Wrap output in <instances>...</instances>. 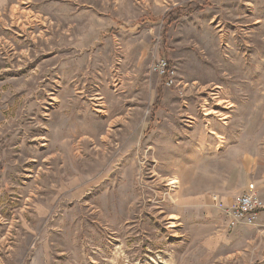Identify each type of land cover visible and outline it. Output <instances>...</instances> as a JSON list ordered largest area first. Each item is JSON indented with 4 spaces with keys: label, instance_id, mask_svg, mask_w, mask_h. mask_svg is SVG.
<instances>
[{
    "label": "rangeland",
    "instance_id": "obj_1",
    "mask_svg": "<svg viewBox=\"0 0 264 264\" xmlns=\"http://www.w3.org/2000/svg\"><path fill=\"white\" fill-rule=\"evenodd\" d=\"M1 4L0 264H264V0Z\"/></svg>",
    "mask_w": 264,
    "mask_h": 264
},
{
    "label": "built area",
    "instance_id": "obj_2",
    "mask_svg": "<svg viewBox=\"0 0 264 264\" xmlns=\"http://www.w3.org/2000/svg\"><path fill=\"white\" fill-rule=\"evenodd\" d=\"M225 214L230 228L240 224L254 225L264 216V203L256 195L245 194L239 197L234 206L226 208Z\"/></svg>",
    "mask_w": 264,
    "mask_h": 264
},
{
    "label": "bare ground",
    "instance_id": "obj_3",
    "mask_svg": "<svg viewBox=\"0 0 264 264\" xmlns=\"http://www.w3.org/2000/svg\"><path fill=\"white\" fill-rule=\"evenodd\" d=\"M86 50V49H85ZM229 57V56H228ZM93 58V57H92ZM231 59V58H230ZM75 69V68H74ZM92 69V68H91ZM71 70V69H70ZM86 74V73H85ZM84 75V74H83ZM227 75V74H226ZM64 78H65V76H64ZM109 96V95H108ZM98 99V98H97ZM100 99V98H99ZM95 100V99H94ZM100 101V100H99ZM94 105H98V104H94ZM103 106V105H102ZM99 107V106H98ZM98 110V109H97ZM96 110V111H97ZM109 110V109H108ZM89 111V110H88ZM103 112H105L104 110H103ZM210 114H212V113H210ZM193 118V117H192ZM191 119V118H190ZM205 138L203 137L202 138V140H204ZM205 141V140H204ZM202 143H204L203 141H201L200 140V143L198 144L199 145V148L198 149H196V152H193V154L192 155H190L189 156V159H190V161H194L193 163H194V167H190L189 166V168H191L190 169V171L191 172H193V173H195L194 171H196V174H200L199 172H200V168L205 164V162H204V159L206 160V163L208 162V158H206V148H204L203 146H202ZM204 145V144H203ZM193 165V164H192ZM206 165V164H205ZM187 165H184L183 166V168H184V170H185V172L188 174L189 173V168L188 167H186ZM174 172V171H173ZM182 172H183V170H182ZM204 177V176H203ZM176 182L175 181H172V183H171V185H174Z\"/></svg>",
    "mask_w": 264,
    "mask_h": 264
},
{
    "label": "crops",
    "instance_id": "obj_4",
    "mask_svg": "<svg viewBox=\"0 0 264 264\" xmlns=\"http://www.w3.org/2000/svg\"><path fill=\"white\" fill-rule=\"evenodd\" d=\"M2 6V4H1V0H0V7ZM226 208H228V207H226ZM223 211H225V208H224V210ZM224 216H225V214H224ZM226 218V217H225ZM264 222V216L262 215L261 216V218H260V220H259V223H263ZM237 228V227H236Z\"/></svg>",
    "mask_w": 264,
    "mask_h": 264
},
{
    "label": "trees",
    "instance_id": "obj_5",
    "mask_svg": "<svg viewBox=\"0 0 264 264\" xmlns=\"http://www.w3.org/2000/svg\"><path fill=\"white\" fill-rule=\"evenodd\" d=\"M171 70L170 63H168V66L166 68V72H169Z\"/></svg>",
    "mask_w": 264,
    "mask_h": 264
}]
</instances>
